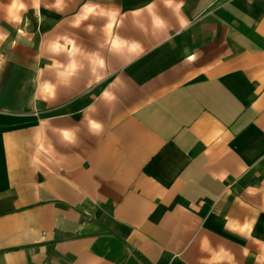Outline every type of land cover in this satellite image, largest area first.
<instances>
[{"label":"crops","instance_id":"crops-1","mask_svg":"<svg viewBox=\"0 0 264 264\" xmlns=\"http://www.w3.org/2000/svg\"><path fill=\"white\" fill-rule=\"evenodd\" d=\"M10 2L0 264H264V0Z\"/></svg>","mask_w":264,"mask_h":264},{"label":"clouds","instance_id":"clouds-1","mask_svg":"<svg viewBox=\"0 0 264 264\" xmlns=\"http://www.w3.org/2000/svg\"><path fill=\"white\" fill-rule=\"evenodd\" d=\"M169 2H170V0H169ZM57 3H58V0H57ZM182 6H183L182 3H177L175 8H176V10H179ZM34 7H38V0H34ZM148 7L151 8V5H149ZM22 11H27V7L22 2V0H11L10 5H9V15H10L12 21L19 23L22 19L21 15H20V13ZM91 11H92L91 7L85 8L86 13H89ZM77 23H79V21ZM154 24L157 27H160L163 25V21L157 18L154 21ZM109 27H111V25H109ZM4 39H6V35L0 34V41H2ZM53 50H56L55 45H53ZM188 59L191 61V60H195L196 57L195 56H189ZM105 95H107V93H105ZM90 130L93 131L94 133H99L102 130V125L100 123L93 122L91 124ZM64 135L66 137H68L67 132H65Z\"/></svg>","mask_w":264,"mask_h":264}]
</instances>
